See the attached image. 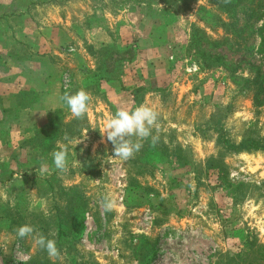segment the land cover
<instances>
[{"label":"rangeland","instance_id":"obj_1","mask_svg":"<svg viewBox=\"0 0 264 264\" xmlns=\"http://www.w3.org/2000/svg\"><path fill=\"white\" fill-rule=\"evenodd\" d=\"M57 2L72 24L50 54L58 87L92 100L79 119L63 104L0 160V264H242L263 254L264 0ZM108 47L133 51L118 58ZM114 64L115 79L89 80ZM140 105L158 112V140L116 158L105 124ZM58 141L67 173L53 164ZM26 224L62 258L20 238Z\"/></svg>","mask_w":264,"mask_h":264},{"label":"crops","instance_id":"obj_2","mask_svg":"<svg viewBox=\"0 0 264 264\" xmlns=\"http://www.w3.org/2000/svg\"><path fill=\"white\" fill-rule=\"evenodd\" d=\"M61 5L57 0H0L2 161L29 138L32 129L45 131L64 107L59 68L50 56L70 39L66 30L72 24L61 15Z\"/></svg>","mask_w":264,"mask_h":264},{"label":"clouds","instance_id":"obj_3","mask_svg":"<svg viewBox=\"0 0 264 264\" xmlns=\"http://www.w3.org/2000/svg\"><path fill=\"white\" fill-rule=\"evenodd\" d=\"M227 2V0H225ZM61 101L68 107L71 114L75 118H83L89 110V104L92 100L91 94L81 89L75 94H64L60 97ZM159 114L150 106L140 105L132 110L118 109L114 116L110 117L105 124L104 135L107 140L114 145V157L128 160L135 152L142 147V141L152 137L155 144L158 140L157 136L152 135L153 129H158ZM133 137L136 140H133ZM68 143H72L67 136L63 138ZM59 150L54 151L51 155L53 164L61 173L69 171L68 150L67 145L57 142ZM46 163H41L38 171L47 172ZM99 181V180H97ZM102 207L105 211H110L115 207V200L111 197H105L102 201ZM17 235L20 238L32 236L34 243L41 249L47 251L49 257L61 259L60 250L56 246L54 239H48L39 232H35L31 225H23L18 228Z\"/></svg>","mask_w":264,"mask_h":264},{"label":"trees","instance_id":"obj_4","mask_svg":"<svg viewBox=\"0 0 264 264\" xmlns=\"http://www.w3.org/2000/svg\"><path fill=\"white\" fill-rule=\"evenodd\" d=\"M106 52L107 51H111L112 50V55L115 54L118 58L120 57H124L126 54H129L133 51L132 47L127 48L126 50L123 51H119L116 49V47H108L104 49ZM112 61H116L115 59H111ZM116 71V66L114 65H110L108 67H106V69L100 73L98 71H90L91 73V78L89 80H98V81H110L115 79L116 77H118V75H114L113 76V72ZM89 73V74H90ZM258 79L254 78L253 82L257 83ZM251 81L248 80L247 84H250ZM75 94V89H72L71 91H65L64 94ZM65 107L67 108V106L65 105ZM242 264H264V253L263 254H257L255 256L251 255V257H244L242 260Z\"/></svg>","mask_w":264,"mask_h":264}]
</instances>
